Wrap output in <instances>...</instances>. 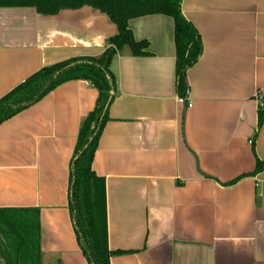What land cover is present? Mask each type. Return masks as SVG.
<instances>
[{
  "label": "crops",
  "instance_id": "crops-1",
  "mask_svg": "<svg viewBox=\"0 0 264 264\" xmlns=\"http://www.w3.org/2000/svg\"><path fill=\"white\" fill-rule=\"evenodd\" d=\"M181 13L202 44L185 96L169 17L130 20L147 55L123 46L109 66L115 92L91 162L104 181L108 249L124 252L109 263L264 264V0H182ZM116 34L87 6L50 16L0 7V99L45 67L99 58ZM97 98L72 80L0 124V209L38 210L41 264H88L69 175Z\"/></svg>",
  "mask_w": 264,
  "mask_h": 264
},
{
  "label": "trees",
  "instance_id": "trees-1",
  "mask_svg": "<svg viewBox=\"0 0 264 264\" xmlns=\"http://www.w3.org/2000/svg\"><path fill=\"white\" fill-rule=\"evenodd\" d=\"M181 1L0 0V7H33L39 14L49 16L87 6L105 14L117 27V34L108 40L99 58H75L45 67L0 99L1 124L66 82L87 81L98 91L93 111L81 122L69 175V214L77 244L88 264H110L111 256L124 253L108 249L104 181L91 171L93 154L108 121V108L115 92L110 63L123 46H128L133 56L147 55V44L135 41L128 29L130 20L153 15L169 17L174 25L176 90L180 97L185 96L188 92L185 72L199 59L202 44L196 30L181 13ZM263 119L264 102L258 111V126ZM40 240L38 210L0 209V264H41Z\"/></svg>",
  "mask_w": 264,
  "mask_h": 264
},
{
  "label": "built area",
  "instance_id": "built-area-1",
  "mask_svg": "<svg viewBox=\"0 0 264 264\" xmlns=\"http://www.w3.org/2000/svg\"><path fill=\"white\" fill-rule=\"evenodd\" d=\"M177 103L180 104V105H184L185 107L187 108H191V102L188 100V99H178L177 100Z\"/></svg>",
  "mask_w": 264,
  "mask_h": 264
},
{
  "label": "water",
  "instance_id": "water-1",
  "mask_svg": "<svg viewBox=\"0 0 264 264\" xmlns=\"http://www.w3.org/2000/svg\"><path fill=\"white\" fill-rule=\"evenodd\" d=\"M112 94V93H111Z\"/></svg>",
  "mask_w": 264,
  "mask_h": 264
}]
</instances>
